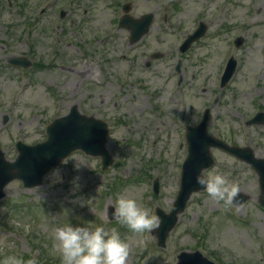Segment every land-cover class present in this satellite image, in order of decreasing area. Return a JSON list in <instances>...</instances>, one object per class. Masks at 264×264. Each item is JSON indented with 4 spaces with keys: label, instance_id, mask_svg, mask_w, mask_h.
Wrapping results in <instances>:
<instances>
[{
    "label": "rangeland",
    "instance_id": "obj_1",
    "mask_svg": "<svg viewBox=\"0 0 264 264\" xmlns=\"http://www.w3.org/2000/svg\"><path fill=\"white\" fill-rule=\"evenodd\" d=\"M77 3L81 13L84 0H0V149L13 161L18 141H45L46 127L76 105L108 124L113 164L102 171L99 158L76 151L38 187L11 182L0 201V257L61 264L52 248L55 228L70 223L118 230L130 245L128 264H176L182 251H199L215 264H264L258 178L248 164L217 149L211 151L215 164L204 173L218 169L235 182L249 197L239 207L214 203L205 191L193 194L165 248L156 246L150 232L133 234L107 217L118 194L136 199L150 215L156 208L171 210L186 157L185 126L196 125L206 108L213 137L249 146L264 158V126H244L254 112L264 111V0H185L177 16L188 19L187 27L200 13L210 24L209 33L183 55L178 45L186 31L159 39L157 26L166 30L160 21L134 45L120 36L111 47L84 34L82 44L68 28ZM61 10L66 17L56 27ZM236 37L243 40L239 48ZM154 53L163 56L151 60ZM11 56L27 57L32 66L12 67ZM230 56L236 70L220 89Z\"/></svg>",
    "mask_w": 264,
    "mask_h": 264
},
{
    "label": "water",
    "instance_id": "obj_2",
    "mask_svg": "<svg viewBox=\"0 0 264 264\" xmlns=\"http://www.w3.org/2000/svg\"><path fill=\"white\" fill-rule=\"evenodd\" d=\"M202 33V29L195 32L184 42L180 50L182 52L185 51L191 42L202 36ZM10 62L12 64H20L21 60L13 58ZM234 65V62H231V65L229 63L222 83L226 82L230 77ZM207 119L208 111H206L200 124L187 130L188 156L182 167L180 190L173 204L172 211L166 215L158 210L160 224L156 234L161 246H164L168 232L175 225L178 213L184 210L186 201L191 193L202 190L196 184L195 177L213 164L209 153L210 148H221L246 162L252 163L257 170H260L262 189L264 191V162L253 161L251 154L246 150L230 148L210 137L206 130ZM107 132L106 124L96 120L94 117L81 115L77 107L72 106L66 116L56 119L47 128V140L44 143L35 146L17 143L18 156L13 162L6 161L4 154L0 151V199L4 197L3 190L5 186L14 179L22 181L25 188L40 185L42 177L50 170L56 168L59 162L74 150H82L86 155L94 157L100 156L103 169H106L112 163V159L105 149ZM154 190L155 192L158 191L156 183ZM244 200L245 197L240 195L235 199L237 203H242ZM177 264L213 263L203 258L199 253H182L178 256Z\"/></svg>",
    "mask_w": 264,
    "mask_h": 264
},
{
    "label": "clouds",
    "instance_id": "obj_3",
    "mask_svg": "<svg viewBox=\"0 0 264 264\" xmlns=\"http://www.w3.org/2000/svg\"><path fill=\"white\" fill-rule=\"evenodd\" d=\"M195 182L214 203L229 205L240 191L239 186L218 169L207 173L202 171L195 177ZM114 203L113 219L133 234L151 232L159 226L158 216L150 215L149 209L136 199L118 194ZM52 248L61 264H128L131 252L129 243L115 228L108 231L102 225L92 228L70 223L55 228ZM0 264H37V260L7 255L0 257Z\"/></svg>",
    "mask_w": 264,
    "mask_h": 264
},
{
    "label": "flooded vegetation",
    "instance_id": "obj_4",
    "mask_svg": "<svg viewBox=\"0 0 264 264\" xmlns=\"http://www.w3.org/2000/svg\"><path fill=\"white\" fill-rule=\"evenodd\" d=\"M184 1L144 0V3H140V0H84L81 13H78L80 5L77 3L76 13L72 16L69 15L68 28L70 32L76 33V39L82 44L86 43L84 35H91L102 38V43L105 45L111 44V47L119 43L118 39L120 36H125L128 43L131 44V34L133 33L136 36V21L142 20L147 15H151L150 24L146 31L138 32V34H141L139 41L151 32L154 23L157 21L163 23L164 28H166L163 31L159 25L157 26L158 33L161 34L159 39L170 37L174 34L177 35L182 31H186L184 34L185 38L194 32L200 24L205 27V35L208 34L210 23L205 20L206 16L203 13L195 15L190 27H187V18L177 16V11H179ZM207 1H209L210 5L216 3V0ZM160 9H163V12H160ZM58 16L59 23L56 24V27L66 17V13L63 15L59 13ZM63 31L65 29H62ZM113 41H116V43L114 44ZM57 42L59 43V39ZM71 44L72 42L67 43L68 46ZM145 66L150 67V64ZM258 112L264 114V111H257L247 121H250ZM262 121L260 125L249 126L250 128L264 126V117ZM255 145L258 147L259 144Z\"/></svg>",
    "mask_w": 264,
    "mask_h": 264
}]
</instances>
